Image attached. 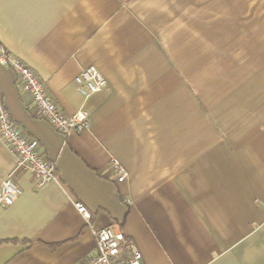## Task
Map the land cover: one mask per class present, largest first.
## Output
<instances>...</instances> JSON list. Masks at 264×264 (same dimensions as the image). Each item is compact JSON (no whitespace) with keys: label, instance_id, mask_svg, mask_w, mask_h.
I'll return each mask as SVG.
<instances>
[{"label":"crops","instance_id":"crops-1","mask_svg":"<svg viewBox=\"0 0 264 264\" xmlns=\"http://www.w3.org/2000/svg\"><path fill=\"white\" fill-rule=\"evenodd\" d=\"M1 48L89 128L33 116L0 64L2 105L57 167L34 188L0 138V181L22 190L0 204V264H80L106 225L142 264H264V0H0ZM89 65L106 85L84 99Z\"/></svg>","mask_w":264,"mask_h":264},{"label":"built area","instance_id":"built-area-1","mask_svg":"<svg viewBox=\"0 0 264 264\" xmlns=\"http://www.w3.org/2000/svg\"><path fill=\"white\" fill-rule=\"evenodd\" d=\"M0 64L11 68L16 75V84L23 93L30 96L33 116L47 121L57 132L67 135L80 133L89 128V115L84 108L72 114H66L55 102L45 82L36 71L13 55L5 48L0 49ZM77 90L87 99L106 85L104 75L93 65L83 67L74 77ZM0 138L5 146L16 156L17 167H26L31 173V183L39 188L45 183L55 180L57 167L54 161L47 159L39 151L36 138L26 135L11 118L0 101ZM118 181L126 177V173L117 161L111 162ZM21 188L12 179V173L0 181V204L11 205L21 194ZM75 207L86 220L90 213L79 201ZM95 253L80 264H141V254L131 240H127L118 225H106L93 231Z\"/></svg>","mask_w":264,"mask_h":264},{"label":"trees","instance_id":"trees-1","mask_svg":"<svg viewBox=\"0 0 264 264\" xmlns=\"http://www.w3.org/2000/svg\"><path fill=\"white\" fill-rule=\"evenodd\" d=\"M126 239H127V240H130V238H129V237H127V236H126Z\"/></svg>","mask_w":264,"mask_h":264},{"label":"water","instance_id":"water-1","mask_svg":"<svg viewBox=\"0 0 264 264\" xmlns=\"http://www.w3.org/2000/svg\"><path fill=\"white\" fill-rule=\"evenodd\" d=\"M142 264V263H141Z\"/></svg>","mask_w":264,"mask_h":264}]
</instances>
